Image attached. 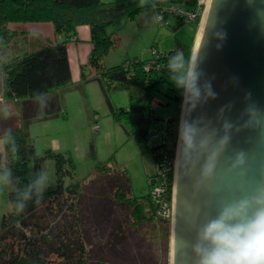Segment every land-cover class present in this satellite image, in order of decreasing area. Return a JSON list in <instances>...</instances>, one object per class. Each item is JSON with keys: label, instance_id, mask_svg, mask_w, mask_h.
<instances>
[{"label": "trees", "instance_id": "obj_1", "mask_svg": "<svg viewBox=\"0 0 264 264\" xmlns=\"http://www.w3.org/2000/svg\"><path fill=\"white\" fill-rule=\"evenodd\" d=\"M170 3L173 2L156 5L143 0H0V50L15 37L26 33L25 30L10 27L11 23H50L54 34L64 35L61 41L48 39L38 49L24 52L7 61H2L0 52V102L20 104L21 101H40L57 91L73 88L66 45L76 35L78 25H88L91 48L87 61L81 66L80 85L89 81L99 83L113 120L133 139L139 153H149L155 164V172L147 175L149 192L141 196L131 192L130 178L125 169L116 165L113 155L104 161H99L92 155L95 163L87 175L65 184L64 176L72 177V158L50 149L45 150L43 155H38L33 139L27 135L26 126L18 119L14 129L0 133V138L8 136L15 142L5 144L4 167L0 168V173H11L13 183V190L7 195L10 209L3 214L0 224V264H92L90 245L83 235L79 209L84 187L92 176L105 177L114 183L113 192L108 197L113 203L126 209L130 229L149 224L154 227L157 235L168 239L171 220L161 216L158 211L162 209L161 202L170 206L173 172L170 169L166 177L159 180H156V176L158 166L162 168L161 164L167 161L173 164L178 127L177 118H169L162 120V130L152 128L158 120L153 112L154 103L157 102V95L181 103L180 92L170 80L167 62L177 50H182L186 57L191 56L194 33L188 42L175 37L171 49L162 52L149 71L145 70L144 64L152 56L149 59L133 57L110 66L105 64V59L120 43L119 38L109 31L113 24L123 17L133 20L144 11H155L157 8L164 10ZM182 5L194 7L196 1ZM170 18L174 19V30L185 25L166 12L159 20V25L168 22ZM199 19L200 17L191 23L194 29ZM127 62L128 65H125ZM121 90L128 93L127 107H115L109 102V95ZM54 96L51 107L56 101V95ZM49 109H46L48 114L51 111ZM25 119L26 122L30 120L29 117ZM163 131L166 134L162 140L168 141L160 140ZM152 139L159 140L152 144ZM44 159H53L55 162L56 185L45 190L43 199L40 200L35 190L30 194L28 190L35 184ZM30 164L33 165V177L26 178ZM159 170L164 173L163 169ZM156 184L165 188L157 202L150 193ZM62 198L67 200V209L72 215V230L76 235L75 240L65 244L62 239L31 223V215L41 204L47 203L51 210L58 211V201ZM20 205H23L22 211L19 210ZM97 264L104 262L99 259Z\"/></svg>", "mask_w": 264, "mask_h": 264}, {"label": "water", "instance_id": "obj_2", "mask_svg": "<svg viewBox=\"0 0 264 264\" xmlns=\"http://www.w3.org/2000/svg\"><path fill=\"white\" fill-rule=\"evenodd\" d=\"M192 49L202 95L182 99L170 264H196L191 246L199 226L223 205L264 191V0H209L195 54ZM241 152L246 163L234 167Z\"/></svg>", "mask_w": 264, "mask_h": 264}, {"label": "rangeland", "instance_id": "obj_3", "mask_svg": "<svg viewBox=\"0 0 264 264\" xmlns=\"http://www.w3.org/2000/svg\"><path fill=\"white\" fill-rule=\"evenodd\" d=\"M150 1L143 0V2ZM157 1L189 4L197 0ZM206 1L195 29L193 25L186 24L174 30L172 18L162 24L156 39V49L166 52L173 46L175 37L188 42L193 33L195 49L206 11ZM15 24L18 23H11L10 27L20 26ZM140 45L141 43H138L136 47L139 48ZM116 49L109 53V58L112 56L113 60L108 59V66L115 65L112 61H116L115 56L121 52V49ZM151 49H147L149 53H146L145 57L150 56ZM22 52V48L9 54L4 52L2 61L10 60L17 54L21 56ZM179 92L183 99L182 91ZM156 99L153 112L158 120L154 122L152 128L162 130L164 128L162 120L169 118H177L178 127L182 101L180 103L162 95H157ZM109 102L115 107H127L128 93L122 90L112 92L109 95ZM24 103L25 101H21L20 104L2 102L10 111L7 117L0 115V133L14 129L17 120L21 119L22 124L26 126L27 135L33 139L38 155H43L45 150L50 149L70 156L74 166L71 169L72 177L64 176L65 184L80 180L87 175L95 163L92 155L99 161H104L113 155L116 165L125 169L127 177L130 178L131 192L137 196L149 192L147 175L155 172L152 156L149 153L141 155L133 139L129 138L124 128L113 120L106 97L97 81H91L71 90L59 91L55 104L49 109L51 110L49 114L46 112L48 105L42 99L28 100ZM27 117L30 120L26 122ZM95 121L99 125L98 130L94 129ZM2 139L4 138H0ZM157 142L158 139L150 141L152 144ZM4 154L5 144H0V168L4 167ZM32 167L33 165L30 164L25 174L26 178L33 177ZM42 172L47 173L49 178L47 189L55 187L56 171L53 159H44L41 162L38 177ZM6 173H0V176ZM114 187V183L101 176H92L84 187L79 209L83 235L90 245L91 263L97 264L98 260L102 259L104 264H170V235L168 239L157 235L154 227L149 224L130 229L127 224L126 209L116 205L108 197ZM11 190L13 183L10 176L6 181L0 182V224L3 214L10 209L7 195ZM58 203V211L51 210L47 203L41 204L31 215V223L62 239L65 244L75 240L76 235L72 230V215L67 209V200L62 198Z\"/></svg>", "mask_w": 264, "mask_h": 264}, {"label": "clouds", "instance_id": "obj_4", "mask_svg": "<svg viewBox=\"0 0 264 264\" xmlns=\"http://www.w3.org/2000/svg\"><path fill=\"white\" fill-rule=\"evenodd\" d=\"M194 59L199 58L186 57L182 50H177L167 62L170 80L182 91L185 102L199 101L202 95L199 84L201 74L193 66ZM205 88L207 94L212 96L210 84H206ZM9 111L0 102V115L7 117ZM182 135L187 136L185 124L182 125ZM14 143L8 136L0 140V144ZM245 163V155L241 152L236 157L234 167H243ZM213 167L210 164L205 169L206 177L212 174ZM10 176V172L0 176V182ZM48 185L47 173L42 172L28 193L35 190L42 200ZM19 210H23V205ZM191 247L196 264H264V191L223 205L215 216L199 226Z\"/></svg>", "mask_w": 264, "mask_h": 264}, {"label": "crops", "instance_id": "obj_5", "mask_svg": "<svg viewBox=\"0 0 264 264\" xmlns=\"http://www.w3.org/2000/svg\"><path fill=\"white\" fill-rule=\"evenodd\" d=\"M150 2L156 5H163L168 1L159 2L157 0H151ZM158 22L159 20L157 18L156 12L149 10L139 13L133 20H130L127 17H123L115 24H113L109 28V31L114 36L119 38L120 43L117 49H121V52L117 56H115L116 61H112L115 62L112 64H118L133 57L149 59L152 56L151 52L149 57H145V55L146 53H149L147 51L148 48H152L153 46L154 48H156V39L159 33V27L161 26ZM15 25L20 26H16L13 28L25 30L26 33L15 37L8 45L1 48V59L4 52H6V54H9V52H14L18 48H22V53L30 52L41 47L48 39L61 41L64 38V35L62 34H54L53 27L49 23H18ZM75 30L76 35L69 39L66 46L71 78L72 82L74 83L73 88H78L91 82L89 81L87 83H84L83 85H80L81 66L87 61L91 45L90 29L88 25H78ZM138 43H141V47L139 48L136 47ZM17 56L18 54L16 55V57ZM108 59L113 60V57L110 56L109 58V54L107 55L105 59L106 65ZM57 93H59V91L42 99L47 103V109L51 108V99H54V95H57ZM27 102L28 101H25V103Z\"/></svg>", "mask_w": 264, "mask_h": 264}, {"label": "built area", "instance_id": "obj_6", "mask_svg": "<svg viewBox=\"0 0 264 264\" xmlns=\"http://www.w3.org/2000/svg\"><path fill=\"white\" fill-rule=\"evenodd\" d=\"M204 5H205V0H197L196 5L194 7H187V6L182 5V4L170 3L167 6H165L164 10L157 8V9H155V12H156L158 20H161L163 13L166 12L167 14L172 15V16L180 19L186 25V24L193 23L198 17L201 16L202 9H203ZM165 23H167V22H165ZM151 55L153 58L147 60V62L144 64V68L146 71H149L154 66V64L156 63V59L162 55V52L158 51L156 48H152L151 49ZM125 65H128V62ZM94 129L95 130L99 129V125L96 121H95ZM165 134H166L165 131H163L162 137H160L161 141H168L165 139L162 140V138L165 137ZM156 136L157 135H153V137H156ZM175 149H176V146H175ZM174 159H175V152H174ZM170 164L171 163L167 161L166 163L164 162V164H161L162 168H160V166H158L156 180H159L160 178H165L166 173H168L170 171V169H172V172L174 171V160H173V164H171L172 166H170ZM159 169H163L164 173H162L161 170H159ZM164 190H165V188L163 185L156 184L155 186H153L151 188V191H150L152 199L155 202H157L158 197L164 192ZM160 204L162 206V209L160 211H158V213L161 216H163L164 218L169 217L171 220L172 198H171L170 206H167L168 204L166 202H161Z\"/></svg>", "mask_w": 264, "mask_h": 264}, {"label": "bare ground", "instance_id": "obj_7", "mask_svg": "<svg viewBox=\"0 0 264 264\" xmlns=\"http://www.w3.org/2000/svg\"><path fill=\"white\" fill-rule=\"evenodd\" d=\"M206 3H207V6H206V11H207V7H208V4H209V0H207ZM206 11H205V14H204V17H203V21H202V24H201V28H200V31H199V35H198V38H197V43H196V46H195V49H194V54L196 52V48L198 46V42H199V39H200L202 25H203V22H204V18H205V15H206Z\"/></svg>", "mask_w": 264, "mask_h": 264}]
</instances>
